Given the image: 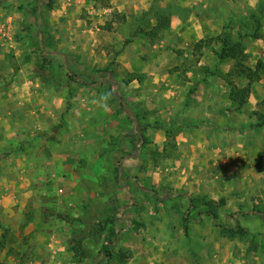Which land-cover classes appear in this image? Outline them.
Returning a JSON list of instances; mask_svg holds the SVG:
<instances>
[{"label": "rangeland", "instance_id": "obj_1", "mask_svg": "<svg viewBox=\"0 0 264 264\" xmlns=\"http://www.w3.org/2000/svg\"><path fill=\"white\" fill-rule=\"evenodd\" d=\"M46 1L0 0V168L24 158L65 240L9 252L48 255L35 264H264V0H147L141 13L140 0ZM157 16L170 23L153 33ZM222 37L240 43L244 68L218 60ZM245 88L242 106L231 101ZM216 92L228 100L220 121L186 101Z\"/></svg>", "mask_w": 264, "mask_h": 264}, {"label": "crops", "instance_id": "obj_2", "mask_svg": "<svg viewBox=\"0 0 264 264\" xmlns=\"http://www.w3.org/2000/svg\"><path fill=\"white\" fill-rule=\"evenodd\" d=\"M27 1L31 2L32 0ZM146 1L147 0L142 2L141 0L139 2H135V0H112L111 3L118 9H121L126 5L127 8L131 6L135 7L136 5L133 4V2H135L141 13V11L148 10L147 5H145ZM24 11L27 14H33L32 8L29 10L24 9ZM191 20V17L187 19V21L182 24V27L184 26V30L189 31V36L193 38L196 34L199 36V32L195 30L197 28L193 29L194 27L190 26L189 23ZM224 21L225 20L222 19V22ZM199 39H202L201 36ZM246 53H251V51L248 50ZM259 53H261V55L258 57H262L264 61V50L259 51ZM218 96L219 94L217 92L213 94L209 93L208 95H204L201 101L198 102L195 101L197 97L193 95L192 98L186 101L192 103V105H190L191 108H200V111L203 112L205 116L211 118L215 117L217 121H220L221 115L225 114L228 100L224 95H222L221 99H219ZM186 101L185 99L179 100V103L190 109ZM179 103L177 102L178 114L183 110V106ZM24 162V158L18 155L5 162L6 164L0 168V240H6L5 249L0 252V264H24L19 263V261L23 260L26 262L25 264H35L33 262H40L41 260H45V257H48L47 254L45 256L40 253L36 255V252L25 254V256L10 253L9 248H16V245L13 243L15 240H30L29 246H40V251L46 250V253H48L50 247L54 245H51L49 240H65V234H63L64 224L59 225L54 217H45L43 215L44 209L51 206V202H48L46 199L43 200L46 194L45 186H41L43 185L41 181L40 184L32 180L27 174H24V169L20 171L18 168V166L24 164ZM59 230H62V232H59ZM56 258L57 260L59 259L58 256Z\"/></svg>", "mask_w": 264, "mask_h": 264}, {"label": "trees", "instance_id": "obj_3", "mask_svg": "<svg viewBox=\"0 0 264 264\" xmlns=\"http://www.w3.org/2000/svg\"><path fill=\"white\" fill-rule=\"evenodd\" d=\"M44 5L46 7H50L51 6V0H47L46 2H44ZM38 11H39V7L32 8L33 14H35V13L37 14ZM156 21H157L156 26L151 30L153 33L167 28L169 23H170V19L168 17L162 18V16H157ZM220 39H222L220 41L222 47H221V51L219 53H217L218 60L220 62H222V61H225L227 59H230V60H233L236 62V68H240V67L244 68L243 63L246 59V56L244 53V49L242 48L240 43L232 42L226 37H222ZM204 43L205 42H198L195 45V49H200ZM250 82H251V80H250ZM248 93H249V88H245L244 90H240V91L233 89L230 93V99H231V101L238 102L239 106H242L245 103V99L247 98ZM129 119L132 121V118H129ZM132 123L135 125V128L138 131L140 129L139 124H137L135 121H132ZM139 134L141 135L140 138L138 139V142L140 143L143 141V136L141 133H139ZM167 196L171 198V197H175L178 195H174V194L169 195L168 194V195H166V197ZM179 196H182V195L179 194ZM152 198L156 199V196H153ZM160 201L162 202V201H164V199H161ZM253 215H258V214L253 213ZM210 217L213 219L214 222H216V220H217L216 215L210 214ZM263 222H264V219H263ZM114 235H115L114 231L112 229L109 230L107 237L104 238V240H103V244L100 248L99 255H103V257H105L107 259H109L111 257L110 248L112 245V239L115 237Z\"/></svg>", "mask_w": 264, "mask_h": 264}]
</instances>
